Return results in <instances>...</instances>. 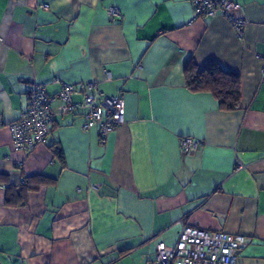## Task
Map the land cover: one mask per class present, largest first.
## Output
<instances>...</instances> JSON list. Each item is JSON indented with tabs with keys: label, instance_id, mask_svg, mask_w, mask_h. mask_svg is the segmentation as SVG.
<instances>
[{
	"label": "crops",
	"instance_id": "obj_1",
	"mask_svg": "<svg viewBox=\"0 0 264 264\" xmlns=\"http://www.w3.org/2000/svg\"><path fill=\"white\" fill-rule=\"evenodd\" d=\"M234 1L241 37L191 0H0V264H153L180 221L244 235L236 264H264V0ZM211 60L240 76L234 110L186 86ZM55 78L121 94L124 123L102 139L55 101L45 143L15 151L27 86Z\"/></svg>",
	"mask_w": 264,
	"mask_h": 264
},
{
	"label": "built area",
	"instance_id": "obj_2",
	"mask_svg": "<svg viewBox=\"0 0 264 264\" xmlns=\"http://www.w3.org/2000/svg\"><path fill=\"white\" fill-rule=\"evenodd\" d=\"M192 18L222 16L241 37L246 20L235 15L241 4L234 0H191ZM111 18H119L120 11L113 6L106 9ZM264 80V66L261 69ZM57 89L50 85L31 83L26 88L27 105L19 118L8 123L12 147L26 153L44 144L53 120L54 102H61L63 112L82 111L84 130L96 127L104 139L114 128L124 123L125 107L121 94L106 96L95 82L71 84L54 79ZM80 99L75 100L74 96ZM203 140L182 136L179 144L182 152L191 153L203 145ZM243 165L239 162L237 169ZM181 229L174 246L160 242L156 245L153 264H236L238 252L246 246V237L223 231L207 230L186 225L180 221Z\"/></svg>",
	"mask_w": 264,
	"mask_h": 264
},
{
	"label": "trees",
	"instance_id": "obj_3",
	"mask_svg": "<svg viewBox=\"0 0 264 264\" xmlns=\"http://www.w3.org/2000/svg\"><path fill=\"white\" fill-rule=\"evenodd\" d=\"M185 82L189 90L209 92L223 110H234L240 101V76L228 71L217 60H211L203 67L189 61L185 68ZM54 155L62 161L60 148L53 149Z\"/></svg>",
	"mask_w": 264,
	"mask_h": 264
}]
</instances>
